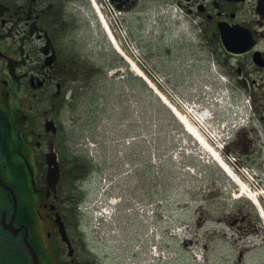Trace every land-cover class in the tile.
Returning <instances> with one entry per match:
<instances>
[{"label":"rangeland","instance_id":"374dc122","mask_svg":"<svg viewBox=\"0 0 264 264\" xmlns=\"http://www.w3.org/2000/svg\"><path fill=\"white\" fill-rule=\"evenodd\" d=\"M97 2L104 4V0ZM102 10L122 45L136 48V57L166 80V92H170L167 77L174 74L180 78L184 70L188 73L179 62L192 63L189 54L195 40H178L185 29L175 14L165 8L119 12L103 5ZM96 17L88 0L86 6L61 11L58 80L63 85L54 100L58 111L48 112V116L58 125L53 140L65 166L60 181L62 195L74 204L85 205L121 196L128 212L124 227L120 222L121 227L115 229L111 224H98L89 212L81 213L79 249L86 245L95 250L91 256L107 263L119 258L123 262L120 243L126 242V248L131 249L142 241L155 242V233L150 234L154 218L147 212L158 197L163 203L158 204L157 241L169 254L160 264H264V228L251 201L243 195L234 197L236 185L196 140L203 152L185 151L188 132L144 79L129 70ZM175 90L184 97L183 89ZM189 113L196 115L191 109ZM172 128H177L173 135ZM202 128L217 139L205 122ZM73 165H88L90 174L76 180L71 176ZM238 166L247 169L248 177L241 175L251 187L264 191V168ZM78 184L80 190L74 192ZM141 205L143 213L138 210ZM236 211L246 212L255 221L241 244L229 239L231 228L226 224ZM166 213L168 217L163 216ZM198 214L210 216L200 229L207 231L199 237L206 245L201 259H195L177 236L168 233L176 226H195ZM247 237L257 244L250 247ZM194 249L198 253V246ZM62 256L66 258L65 249Z\"/></svg>","mask_w":264,"mask_h":264},{"label":"flooded vegetation","instance_id":"af4514ba","mask_svg":"<svg viewBox=\"0 0 264 264\" xmlns=\"http://www.w3.org/2000/svg\"><path fill=\"white\" fill-rule=\"evenodd\" d=\"M110 1L114 8L127 12L164 8L174 12L185 29L178 40H195L189 54L192 63L182 60L179 65L196 74L184 70L180 78L167 77L172 102L181 109L183 100L188 111H194L215 131L219 152L232 155L235 167L264 168V0ZM86 5L87 0H0V264H32L25 226L38 264L141 262V255L134 251L139 244L130 249L126 242L120 243L121 254L128 255L124 262L119 258L107 263L91 256L95 250L86 245L79 249L84 202L74 204L62 195L65 166L53 140L58 125L48 116V112L58 111L54 102L61 65L58 21L64 9ZM175 89H183L184 97ZM48 119L56 125L55 133L46 130ZM203 122L193 123L203 132ZM187 137L186 152L202 151L195 139ZM51 172L54 174L49 176ZM87 174L88 165H73L71 176L76 180ZM160 202L155 197L150 203L151 230L157 229ZM126 210L112 223L114 229L121 227L120 222L124 227ZM58 214L69 248L58 233ZM249 217L236 211L228 224L239 233L248 232L255 226Z\"/></svg>","mask_w":264,"mask_h":264},{"label":"bare ground","instance_id":"6f19581e","mask_svg":"<svg viewBox=\"0 0 264 264\" xmlns=\"http://www.w3.org/2000/svg\"><path fill=\"white\" fill-rule=\"evenodd\" d=\"M90 5L94 10L101 28L103 29L108 41L111 43L113 49L119 53L128 63L129 69L136 75L142 77L144 81L149 85L151 89L158 95L160 100L172 111L177 120L182 124L184 129L198 142L200 147L213 159V161L222 169V171L230 178V180L237 186V191L234 192V197L237 198L241 195L247 197L251 203L255 206L258 215H260L261 223L264 228V207L261 202V196H264V191L251 187L248 180H242L239 173H236L234 169L228 164L217 150V146L213 142H209L208 136H206L191 120L187 113L180 111L174 104H172L168 97L162 93L156 85L148 78V76L140 69L136 64L134 58L130 56L122 48L116 35L102 10V6L97 0H90ZM195 116V115H194ZM198 123L200 120L195 118ZM167 264V263H166Z\"/></svg>","mask_w":264,"mask_h":264},{"label":"water","instance_id":"95a60500","mask_svg":"<svg viewBox=\"0 0 264 264\" xmlns=\"http://www.w3.org/2000/svg\"><path fill=\"white\" fill-rule=\"evenodd\" d=\"M46 129L55 131V127L53 126L52 121L49 120V121L46 122ZM53 174H54V172H51L49 176H52ZM57 222H58V230L60 232V235H61L62 239L69 244V240H68V238L66 236L63 224H62L59 216H58ZM25 242H26L27 248H28V250L30 252V257L32 258V263L33 264H38V257H37V254H36L33 246L26 239H25Z\"/></svg>","mask_w":264,"mask_h":264}]
</instances>
